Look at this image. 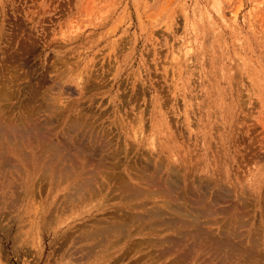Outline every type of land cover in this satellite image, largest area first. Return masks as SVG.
I'll use <instances>...</instances> for the list:
<instances>
[{
	"label": "rangeland",
	"instance_id": "1",
	"mask_svg": "<svg viewBox=\"0 0 264 264\" xmlns=\"http://www.w3.org/2000/svg\"><path fill=\"white\" fill-rule=\"evenodd\" d=\"M0 99V264H264V0H0Z\"/></svg>",
	"mask_w": 264,
	"mask_h": 264
},
{
	"label": "bare ground",
	"instance_id": "2",
	"mask_svg": "<svg viewBox=\"0 0 264 264\" xmlns=\"http://www.w3.org/2000/svg\"><path fill=\"white\" fill-rule=\"evenodd\" d=\"M0 100H1V99H0ZM21 117H22V116H21ZM24 119H25V118H24ZM11 121H12V120H11ZM18 123H19V122H18ZM23 123H24V122H23ZM1 125H2V124H1ZM17 125H18V124H17ZM20 125H21V124H20ZM72 125H73V124H72ZM18 126H19V125H18ZM16 128H17V127H16ZM40 128H41V127H40ZM73 128H74V127H73ZM11 129H12V128H11ZM13 129H14V128H13ZM17 130H18V131L21 130V132H23V133H26V132H27V131H26V132L23 131V130H24L23 127L20 128V129H17ZM28 130H29V129H28ZM33 130H35V128H34ZM37 130L39 131V129H37ZM5 131H6V130H5ZM71 131H72V130H71ZM12 132H14V130H13ZM12 132H11V135H12ZM16 132H17V131H16ZM16 132H15V133H16ZM29 132H30V131H29ZM35 132H36V131H35ZM41 132H43V131H41ZM45 132H46V131H45ZM45 132H44V133H45ZM72 132H73V131H72ZM8 133H10V131H9ZM33 133H34V132H33ZM34 134H35V133H34ZM51 134H52V133H51ZM6 135H7V134H6ZM6 135H4L3 137H4V139L7 138V139H6V141H7V140H9V139H8L9 137H7ZM14 135H15V134H14ZM14 135H13V136H14ZM52 135H53V134H52ZM61 135H62V134H61ZM82 135H83V134H82ZM5 136H6V137H5ZM23 136H24V135H23ZM43 136H44V135H43ZM46 136H47V134H46ZM12 138H13V137H12ZM16 138L18 139L19 137H16ZM16 138L14 137V140H16ZM26 138H27V137H26ZM43 138H44V137H43ZM85 138H86V137H85ZM91 138H92V137H91ZM77 139H78V138H77ZM81 140H82V139H81ZM2 141H3V139H2ZM10 141H11V140H10ZM55 141H56V140H55ZM49 142H50V141H49ZM5 143H6V142H5ZM18 143H19V142H18ZM38 143H39V142H38ZM16 144H17V143H16ZM31 144H32V143H31ZM36 144H37V143H35V146H34L35 148L38 146V145H36ZM13 145H14V144H13ZM26 145H27V144H26ZM40 145H41V144H40ZM73 145H74V144H73ZM2 146H3V145H2ZM4 146H5V145H4ZM10 146H12V145H10ZM22 146H23V145H19L18 147H17V146H16V147L19 148V147H22ZM24 146H25V145H24ZM27 146H29V144H28ZM41 146H42V145H41ZM44 146H46L45 143H43V146H42L41 148H42L44 151H49L50 148L47 149L48 146H46V148H44ZM51 146H52V144L50 145V147H51ZM74 146H75V145H74ZM74 146H73V147H74ZM76 146H77V145H76ZM76 146H75V147H76ZM8 147H9V145H8ZM8 147H7V148H8ZM16 147H15V148H16ZM31 147H33V146H31ZM59 147H60V146H59ZM75 147H74V148H75ZM13 148H14V147H13ZM15 148H14V149H15ZM17 148H16V149H17ZM53 148H55V146H54ZM53 148H52V152H51L52 154L50 155L51 157L49 156V158H52V159H47V160H48L49 162H51V164H52V166H50V167H54V166L56 167V166H57V169L59 168L60 171H62L61 169H63V166H64L65 162H67V163L70 162L69 159H71L72 157H71V158L68 157L69 159H67V155L64 153V154H65V156H64V155L62 154L61 150H59V148H58V149H57V148H56V149H53ZM67 148H68V147H67ZM67 148H65V149H67ZM74 148H73V149H74ZM76 148H79V147H76ZM76 148H75V149H76ZM4 149H5V148H4ZM22 149H23V147H22ZM27 149H28V148H27ZM33 149H34V148H33ZM38 149H39V148H38ZM38 149H37V150H38ZM62 149H64V148L62 147ZM18 150H19V149H18ZM28 150H29V149H28ZM39 150H40V149H39ZM39 150H38V151H39ZM50 150H51V149H50ZM4 151H5V150H4ZM13 151H14V150H12V148H11V151L9 150V153H12L11 155H12L13 157L16 156V155H18V154H16V153H14ZM41 151H42V150H41ZM70 151H71V150H70ZM81 151H82V150H81ZM1 152H2V151H1ZM26 152H27V151H26ZM26 152H25V153H26ZM30 152H31V151H30ZM35 153H36V152H35ZM40 153H41V152H40ZM69 153H70V152H69ZM86 153H87V152H86ZM4 154H6V153H4ZM15 154H16V155H15ZM42 154H44V153L42 152ZM42 154H41V155H42ZM21 155H22V154H21ZM23 155H24V154H23ZM37 155H38V154H37ZM47 155H48V154H47ZM72 155H73V154H72ZM2 156H3V155H2ZM2 156H1V157H2ZM1 157H0V158H1ZM8 157H9V156H8ZM27 157H28V156H27ZM39 157H40V156H39ZM41 157H42V156H41ZM45 157H46V156H45ZM108 157H109V156H108ZM9 159H10V158H9ZM11 159H13V158H11ZM29 159H30V157H29ZM37 159H38V158H37ZM41 159H42V158H41ZM2 160H3V159H2ZM30 160H32V159H30ZM27 161H28V160H27ZM27 161H26V162H27ZM78 161H79V160H78ZM38 162H40V161H38ZM72 162H73V161H72ZM97 162H98V161H97ZM102 162H103V161H102ZM12 163H13V162H12ZM36 163H37V162H36ZM45 163H46V162H45ZM80 163H81V162H79V164H80ZM87 163H88V161H87ZM103 163H104V162H103ZM0 164H1V163H0ZM3 164H8V162H7V163H3ZM38 164H39V163H38ZM77 164H78V163H77ZM84 164H85V163H84ZM94 164H96V163H94ZM99 164H100V162H99ZM99 164H96V165H99ZM105 164H106V163H105ZM105 164H104V165H105ZM10 165H11V163H10ZM45 165H47V164H45ZM74 165H75V163H74ZM104 165H103V166H104ZM70 166H71V165H70ZM94 166H95V165H94ZM100 166L103 167L101 164H100ZM44 167H45V166H44ZM76 167H77V166H76ZM105 167H106V166H105ZM46 168H48V167H46ZM46 168H45V170H46ZM80 168H82V166H80ZM85 168H86V167H85ZM103 168H104V167H103ZM82 169H83V168H82ZM94 169H96V168H94ZM97 169H98V168H97ZM99 169H100V167H99ZM105 169H106V168H105ZM109 170H110V169H109ZM0 171H1V170H0ZM9 171H11V170H9ZM88 171H89V170H88ZM101 171H103V170H101ZM83 172H84V171H83ZM89 172H90V171H89ZM103 172H105V171H103ZM103 172H102V173H103ZM106 172H107V171H106ZM128 172H129V171H128ZM0 173H1V172H0ZM9 173H10V172H9ZM11 173H14V172H11ZM123 173H124V172H123ZM44 174H45V173H44ZM72 174H73V173H72ZM74 174H75V173H74ZM106 174H107V173H106ZM94 175H97V177H98L99 173H98L97 171H95V174H93V176H94ZM101 175H102V174H101ZM101 175H100V176H101ZM107 175H108V174H107ZM107 175H106V176H107ZM131 175H132V174H131ZM133 175H134V174H133ZM2 176L4 177V175H2ZM56 176H57V175H56ZM56 176H55V177H56ZM106 176H104V177L107 178ZM109 176H110V175H109ZM111 176H112V175H111ZM17 177H18V176H17ZM42 177H43V176H42ZM91 177H92V176H91ZM91 177L89 176L90 179H91ZM95 177H96V176H95ZM101 177H102V176H101ZM26 178H27V177H26ZM86 178H87V177H86ZM102 178H103V177H102ZM108 178L110 179V177H108ZM13 179H14V178H13ZM65 179H66V178H65ZM113 179H114V178H113ZM118 179H119V178H118ZM19 180H20V179H19ZM39 180H40V179H39ZM85 180H86V179H85ZM85 180H82L84 184L87 183V182H84ZM122 180H123V179H122ZM9 181H10V180H9ZM11 181H12V180H11ZM56 181H57V180H56ZM82 181H81V182H82ZM88 181H89V180H88ZM154 181H155V180H154ZM154 181H153V182H154ZM89 182H90V185H89V187L87 186V187H88V190H89V188H91L90 191H94L93 193H95V189L97 190V188L94 187L95 185H94V186L91 185V182H92V184H93V181L90 180ZM89 182L87 183V185L89 184ZM101 182H102V181H101ZM101 182H100V183H101ZM126 182H127V181H126ZM126 182H125V183H126ZM153 182H152V184H153ZM3 183H4V182H3ZM3 183H2V184H3ZM14 183H15V182H14ZM22 183H23V182H22ZM77 183H78V181H77ZM77 183H76V185L74 184L75 187H73V188L78 189L79 191H81L82 189H85V187H86L85 185H83L84 187L82 186L83 188L80 186L82 189H79V187H78L79 184H78V186H77ZM83 183H82V184H83ZM95 183H96V182H95ZM100 183H99V184H100ZM109 183H110V182H109ZM127 183H128V182H127ZM144 183H145V182H144ZM25 184H26V183H25ZM116 184H117V183H116ZM122 184H123V182H122ZM142 184H143V183H142ZM166 184H168V183L166 182ZM146 185H147V183H146ZM153 185H154V187H155V184H153ZM92 186H93L94 190L92 189ZM149 186H150V184H149ZM168 186H169V185H168ZM107 187H108V186H107ZM111 187H112V185H111ZM73 188L71 187V189H73ZM115 188H116V189H119V188L121 189V188H122V189H124V190H125V189H127V190H131V191H129L130 193L127 192L129 197H132V196H135V197L141 196V192L137 191V189L133 191V190H132L133 188H132V187L130 188V186L127 187L126 185H122V186H116ZM141 188H142V187H141ZM145 188H146V187H145ZM176 188H177V187H176ZM104 189H105V188H104ZM120 189H119V190H120ZM146 189H147V188H146ZM88 190H87V191H88ZM102 190H103V188H102ZM124 190H123V191H124ZM155 190H156V189H154V191H153V189H151V191H149L148 194H147L146 196H148L150 199H155V198H160V197H162V198L164 199L163 196H158V195H159V192H158V190H157V191H155ZM87 191H86V189L84 190L85 193H86ZM84 192L82 191L81 194H79V193L77 194L75 191L73 192V193H76V197H77V195H80V198H79V199H80V202H79V199H76V197L74 196L75 194H73V193H71V192H70V193L74 196V198H75L76 200H78L79 203H82V202L85 201V199H86V197H87V196L85 197ZM87 193H88V192H87ZM96 193H97V192H96ZM96 193H95V194H96ZM164 193H165V192H164ZM91 194H92V192H91V193H88V199L91 197ZM98 194H99V193H98ZM107 194H108V193H107ZM142 194H143V193H142ZM67 195H68V194H67ZM92 195H93V194H92ZM113 195H114V194H113ZM144 195H145V194H144ZM169 195H170V193H169ZM183 195H184V193H183ZM93 196H94V195H93ZM114 196H116V195H114ZM114 196H113V197H114ZM126 196H127V195H126ZM156 196H158V197H156ZM166 196H167V193H166ZM166 196H165V197H166ZM69 197H70V196H69ZM104 197H106V196H104ZM123 197H125L124 194H123ZM142 197H143V196H142ZM74 198H73V199H74ZM93 198H94V197H93ZM95 198H96V197H95ZM117 198H118V197H117ZM166 198H167V197H166ZM88 199H87V200H88ZM114 199H115V198H114ZM169 199H170V197H169ZM145 200H146V199H145ZM148 200H149V199H148ZM172 200H173V199H172ZM172 200H171V201H172ZM61 201H62V200H61ZM151 201H152V200H151ZM158 201H159V200H158ZM136 202H137V201H136ZM146 202H147V200H146ZM152 202H154V200H153ZM155 202H156V201H155ZM159 202H160V201H159ZM161 202H162V201H161ZM165 202H166V204H165ZM63 203H64V202H63ZM76 203H77V202H76ZM150 203H151V202H150ZM163 204L166 205V208L164 209L166 212L169 211V210H170V211H173V208H171V209L169 208V205H170V204H169V201H168L167 199L163 200ZM168 204H169V205H168ZM127 205H128V204H127ZM135 205H137V204H135ZM161 205H162V204H161ZM161 205H160V206H161ZM145 207H146V206H145ZM151 207H152V206H151ZM153 207H157V206H153ZM153 207H152V209H156V208H153ZM115 208H117V207H115ZM158 208H159V207H158ZM190 208H191V207H190ZM124 209H125V208H124ZM128 209H130V208L128 207ZM131 209H133V208L131 207ZM160 209H161V207H160L159 209H156L155 212H154V210H151V211L148 210V212H144V213H147V214H145V216L148 215V217H149L150 214L152 215V214H155V213H156V214L153 215V217H155L156 215H158V217H159V215H162V216L165 215V214H161V213H160L161 211H163L162 209H161V210H160ZM184 209H185V208H184ZM200 209H201V208H200ZM176 210H178V209L176 208ZM176 210L174 209V211H173L172 213L177 212ZM119 211H120V210H119ZM193 211H194V210H193ZM198 211H199V210H198ZM198 211H197V212H198ZM124 212H125V211H124ZM134 212H135V211H134ZM178 212L180 213V212H182V210H181V211L179 210ZM178 212L176 213V217H179V216H177V215H180V214H181V213L179 214ZM185 212H187V211H183V213H185ZM197 212H196V213H195V212H192V213L190 212V214L193 215V213H194V215H193L192 217H197L198 215H200V214H198ZM199 212H200V211H199ZM131 213H133V212H131ZM162 213H164V211H163ZM168 213H169V212H168ZM168 213H166V214H168ZM138 214H139V212H138ZM138 214H137V215H138ZM142 214H143V213H142ZM170 214H171V213H170ZM190 214H189V215H190ZM196 214H198V215L195 216ZM118 215H119V214H118ZM143 215H144V214H143ZM143 215H142V216H143ZM151 215H150V217H152ZM173 215H175V214H172L171 216H173ZM181 215H182V214H181ZM189 215H187V216H186L187 218H186V217H183V216H185V214H183L182 217L185 218V219H190V218H189V217H190ZM119 216H120V215H119ZM132 216H133V215H132ZM132 216H131V217H132ZM138 216H139V215H138ZM168 216H170V215L168 214ZM236 216H237V215H236ZM134 217H135V216H134ZM140 217H141V216H140ZM140 217H139V218H140ZM143 217H144V216H143ZM143 217H142V218H143ZM180 217H181V216H180ZM180 217H179V218H180ZM182 217H181V219H182ZM192 217H191V218H192ZM198 217H199V216H198ZM113 218H114V217H113ZM113 218H112V219H113ZM116 218H117V217H116ZM125 218H126V217H125ZM139 218H138V219H139ZM159 218H160V217H159ZM174 218H175V216H174ZM179 218H177V219H179ZM133 219H134V218H133ZM147 219H148V221H149V218H147ZM151 219H152V218H151ZM154 219H156V217H155ZM154 219H152V220H154ZM170 219H171V218H170ZM206 219H207V218H206ZM122 220H123V219H122ZM162 220H163V219H162ZM192 220H194V219H192ZM196 220H197V219H196ZM208 220H209V219H208ZM239 220H240V219H239ZM239 220H238V221H239ZM99 221H100V220H99ZM132 221H133V220H132ZM179 221H180V220H179ZM185 221H187V220H185ZM197 221H198V220H197ZM197 221L195 222V220H194L192 223H189V222H188L189 225H187V226H185L186 224H179L178 222H177V223H178L179 225H175L176 222L174 223V222L171 221L170 223H171V226L173 227V228H172V231H173L174 234L176 235L175 237L180 238V239L177 238V239H178L177 241H180V243H182L181 241H183V242H184V241H185V242H186V241H189V242L191 241V242H193V243H196L197 240H198V238H199V236L201 235V233H200V231H199V229H198ZM210 221H211V219H210ZM240 221H241V220H240ZM100 222H101V221H100ZM122 222H123V221H122ZM126 222H127V221H126ZM136 222H138V221H136ZM143 222H144V221H143ZM151 222H152V221H151ZM190 222H191V221H190ZM198 222H199V221H198ZM227 222H228V221H227ZM245 222H246V221H245ZM130 223H131V222H130ZM141 223H142V222H141ZM155 223H156V222H155ZM166 223L168 224V222H166ZM170 223H169V226H170ZM231 223H232V222H231ZM233 223H234V222H233ZM236 223H237V222H236ZM241 223H242V222H241ZM100 224H101V223H100ZM113 224H114V223H113ZM115 224H116V223H115ZM120 224H121V223L119 222V226H120ZM131 224H132V223H131ZM190 224H192V225H190ZM242 224H243V223H242ZM246 224H247V223H246ZM50 225H51V224H50ZM117 225H118V224H117ZM117 225H116L115 228H111V227H110L111 229H110L109 231H111V230H116V229L119 230L120 227L117 226ZM148 225H149V224H148ZM161 225H162V224H161ZM210 225H212V224H210ZM229 225H230V224H229ZM238 225H239V224H238ZM240 225H241V224H240ZM244 225H245V224H244ZM137 226H138V225H137ZM142 226H143V225H142ZM151 226H152V225H151ZM151 226H150V227H151ZM125 227H126V226H125ZM125 227H124V228H125ZM156 227H157V225H156ZM158 227H159V226H158ZM208 227H209V226H208ZM208 227H207V228H208ZM245 227H246V226H245ZM106 228H107V230H108V227H106ZM184 228H185V231H186L187 228H188V230H187L188 232H183V229H184ZM189 228H190V229H189ZM222 228H223V227H222ZM238 228H239V227H238ZM240 228H241V227H240ZM153 229H154V228H153ZM168 229H170V228L168 227ZM210 229H211V228H210ZM228 229H229V228H228ZM136 230H137V229H136ZM136 230H135V231H136ZM139 230H140V229H139ZM189 230L191 231V233H190ZM211 230H212V229H211ZM105 231H106V230H105ZM109 231H108V232H109ZM126 231H127V228H126ZM152 231H153V230H152ZM156 231H157V230H156ZM163 231H164V230H163ZM168 231H170V230H168ZM202 231H203V230H202ZM206 231H207V230H206ZM220 231H221V229H220ZM111 232H113V231H111ZM111 232H110V233H111ZM114 232H115V231H114ZM114 232H113V233H114ZM154 232H155V231H154ZM225 232H226V231H225ZM229 232H230V231H229ZM232 232H233V231H232ZM237 232H238V231H237ZM246 232H247V231H246ZM106 233H107V232H106ZM152 233H153V232H152ZM207 233H208V231H207ZM213 233H214V232H213ZM241 233H242V232H241ZM253 233H254V232H253ZM131 234H132V233H131ZM202 234H203V233H202ZM214 234H216V233H214ZM211 235H212V234H211ZM229 235H232V236H233V234H229ZM239 235H241V234H239ZM106 236H107V235H106ZM109 236H110V235H109ZM116 236H118V235H116ZM116 236H115V237H116ZM227 236H228V235H227ZM260 236H261V235H260ZM148 237H149V236H148ZM156 237H157V236H156ZM170 237H171V236H170ZM172 237H173V236H172ZM247 237H248V236H247ZM263 237H264V236H263ZM95 238H96V237H95ZM103 238H105V236H104ZM159 238H160V237H159ZM225 238H226V237H225ZM225 238H224V239H221L219 242L211 241L208 245H210V246H211V249H214L215 252L219 251L220 249H223V250L225 251L226 248H228V247L231 246L230 241H229L230 239H228V238H230V236H229L228 238H226V239H225ZM235 238H236V237H235ZM258 238H259V237H258ZM258 238H257V239H258ZM162 239H163V238H162ZM204 239H205V238H204ZM208 239H209V238H208ZM218 239H219V238H218ZM251 239H252V238H251ZM93 240H94V242L96 241L95 243L98 242V245H99V239H98V240H97V239H93ZM93 240H92V241H93ZM108 240H109V239H108ZM144 240H145V239H144ZM167 240H168V239H167ZM214 240H215V239H214ZM238 240H239V239H238ZM254 240H255V239H254ZM110 241H111V240H110ZM155 241H156V240H155ZM164 241H166V240H164ZM164 241H162V243H160V244H163ZM168 241H169V240H168ZM199 241H200V240H199ZM204 241H205V240H204ZM252 241H253V240H252ZM260 241H261V240H260ZM78 242H79V241H78ZM101 242H102V239H101ZM113 242H115V241H113ZM117 242H118V241H117ZM139 242H140V241H139ZM174 242H175V241H170V243L172 244V248L174 247V248H176V250L179 249V246H181V244L178 242L180 245H179V244L176 245V244H174ZM191 242H190V244H191ZM201 242H202V241H201ZM156 243H157V242H156ZM164 243H168V242L166 241V242H164ZM241 243H242V242H241ZM253 243H254V242H253ZM257 243H258V242H257ZM261 243H262V247L264 248V241L262 240ZM261 243H260V244H261ZM186 244H188V242H186ZM254 244H255V243H254ZM260 244H258V245L260 246ZM155 245H156V244H155ZM167 245H168V244H167ZM183 245H184V243H183ZM94 246H95V244H94ZM185 246H186V245H184V247H185ZM239 246H240V244H239ZM96 247H97V246H96ZM161 247H162V246H161ZM163 247H164V246H163ZM256 247H258V246H256ZM256 247H255V248H256ZM230 248H231V247H230ZM247 248H249V247H247ZM263 248H262V249H263ZM184 249H186V248H184ZM206 249H207V248H206ZM206 249H205V250H206ZM211 249H210V250H211ZM251 249H253V248L251 247ZM256 249H257V251H258L259 247L256 248ZM256 249H255V250H256ZM260 249H261V248H260ZM260 249H259V251H260ZM262 249H261V252H262V254H264V250H262ZM94 250H95V249H94ZM158 250H159V249H158ZM172 250H173V249H172ZM176 250H174V251H176ZM208 250H209V248H208ZM228 250H229V248H228ZM255 250H254V251H255ZM164 251H165V250H164ZM190 251H191V250H190ZM214 251H213V252H214ZM220 251H222V250H220ZM231 251H232V250H231ZM243 251H244V250H243ZM252 251H253V250H252ZM77 252H79V251H77ZM168 252H169V250H168ZM171 252H172V251H171ZM193 252H194V251H193ZM203 252H204V251H203ZM261 252H260V253H261ZM163 253H165V252H163ZM188 253H190V252H188ZM194 253H195V252H194ZM206 253H207V252H206ZM221 253H222V252H221ZM221 253H220V254H221ZM159 254H161V253H159ZM204 254H205V252H204ZM224 254H225V253H224ZM235 254H236V253H235ZM247 254H248V253H247ZM255 254H256V253H255ZM199 255H200V254H199ZM212 255H213V254H212ZM233 255H234V254H233ZM160 256H162V255H160ZM181 256H182V255H181ZM190 256H191V255H190ZM226 256H227V255H226ZM238 256H239V255H238ZM259 256H260V255H259ZM151 257H152V256H151ZM209 257H211V256H209ZM182 258H183V257H182ZM211 258H212V257H211ZM223 258H224V256H223ZM225 258H227V257H225ZM230 258H232V257H230ZM174 259H175V258H174ZM177 259H178V258H177ZM208 259H209V258H208ZM187 260H188V259H187ZM189 260H191V259H189ZM196 260H197V259H196ZM197 261H198V260H197Z\"/></svg>",
	"mask_w": 264,
	"mask_h": 264
}]
</instances>
